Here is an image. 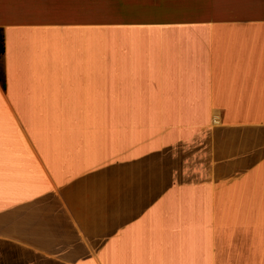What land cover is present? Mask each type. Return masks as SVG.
I'll return each instance as SVG.
<instances>
[{"label":"crops","instance_id":"1","mask_svg":"<svg viewBox=\"0 0 264 264\" xmlns=\"http://www.w3.org/2000/svg\"><path fill=\"white\" fill-rule=\"evenodd\" d=\"M48 1L0 24V264H264V0Z\"/></svg>","mask_w":264,"mask_h":264},{"label":"rangeland","instance_id":"2","mask_svg":"<svg viewBox=\"0 0 264 264\" xmlns=\"http://www.w3.org/2000/svg\"><path fill=\"white\" fill-rule=\"evenodd\" d=\"M10 0H0V24H5V19L7 15V2L9 4ZM30 3L26 4L22 0H18V6L24 11L26 6L30 7L28 13L33 11H38L40 9H47L49 1L48 0H29ZM192 1V0H188ZM197 1V0H195ZM35 8V9H34ZM204 15V14H203ZM200 14V16H203ZM197 15H194L196 18ZM20 37L18 39L12 38L9 41L10 53L12 51L20 50L24 55L26 61H31L35 56L42 54H47L49 56H60L61 54H70L76 45H86L90 44V37H84L81 41L74 42L75 40H80V33L68 31L67 29H54V30H31V31H20L18 32ZM102 36H96L93 39L92 44L94 46L101 45ZM112 44V43H111ZM117 45V41H116ZM13 53V52H12ZM0 69H2L0 67Z\"/></svg>","mask_w":264,"mask_h":264},{"label":"snow or ice","instance_id":"3","mask_svg":"<svg viewBox=\"0 0 264 264\" xmlns=\"http://www.w3.org/2000/svg\"><path fill=\"white\" fill-rule=\"evenodd\" d=\"M262 159H264V157H262ZM170 175H171V174L168 173L167 176L164 177V179H166V180L168 181L169 184L171 183ZM50 179H51V178H50ZM72 187H73L72 185H69L67 188H64V189H57L55 184L52 185V189L55 190L56 194L60 195L62 198L65 197L66 195H71V194H73V193L71 192ZM110 211H111L110 209H106V210H105L106 215H107ZM110 234H111V233H109V235H110ZM101 247H103V245H101ZM81 248H83V246H81ZM86 257H87V252L85 251L84 256H81V257H78V258L81 259V260H84V259H86ZM71 264H76V261L73 260V261L71 262Z\"/></svg>","mask_w":264,"mask_h":264},{"label":"trees","instance_id":"4","mask_svg":"<svg viewBox=\"0 0 264 264\" xmlns=\"http://www.w3.org/2000/svg\"><path fill=\"white\" fill-rule=\"evenodd\" d=\"M3 53H4V37H3L2 29H0V60L3 56ZM0 85L4 89L5 86L4 74L1 70H0Z\"/></svg>","mask_w":264,"mask_h":264}]
</instances>
